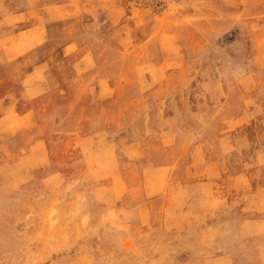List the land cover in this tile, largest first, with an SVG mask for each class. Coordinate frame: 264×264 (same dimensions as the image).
Returning <instances> with one entry per match:
<instances>
[{
	"label": "rangeland",
	"instance_id": "rangeland-1",
	"mask_svg": "<svg viewBox=\"0 0 264 264\" xmlns=\"http://www.w3.org/2000/svg\"><path fill=\"white\" fill-rule=\"evenodd\" d=\"M0 264H264V0H0Z\"/></svg>",
	"mask_w": 264,
	"mask_h": 264
}]
</instances>
